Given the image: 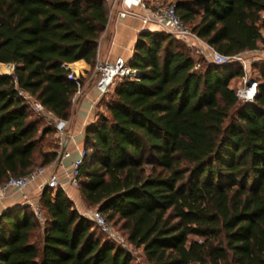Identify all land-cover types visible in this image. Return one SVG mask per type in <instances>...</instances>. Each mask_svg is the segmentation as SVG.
<instances>
[{
    "label": "trees",
    "instance_id": "1",
    "mask_svg": "<svg viewBox=\"0 0 264 264\" xmlns=\"http://www.w3.org/2000/svg\"><path fill=\"white\" fill-rule=\"evenodd\" d=\"M168 1L216 53L264 50V0ZM106 19L102 0H0V64L13 65L0 74V184L56 156L42 149L53 126L39 130L16 90L66 120L64 64H94ZM125 64L136 76L114 80L83 131L81 201L141 250L137 264H264V59L251 102L228 87L238 63L213 64L162 31L138 33ZM37 204L42 223L27 205L0 213V264H131L61 188L42 187Z\"/></svg>",
    "mask_w": 264,
    "mask_h": 264
},
{
    "label": "crops",
    "instance_id": "2",
    "mask_svg": "<svg viewBox=\"0 0 264 264\" xmlns=\"http://www.w3.org/2000/svg\"><path fill=\"white\" fill-rule=\"evenodd\" d=\"M118 11L125 12L126 16L124 18H117L115 14H112L106 19V23L97 40L94 64L89 65L82 60L68 63L69 67L80 80L81 89L79 94H73L71 97L68 117L66 120H63L65 125L62 144L59 149L58 147L56 148L57 156L45 167L44 174L31 182L21 194L12 193L10 190L6 191L4 197L0 199V213L17 206L27 205L29 207V203H37L42 183L51 175L60 183L61 189L71 201L76 211L86 207L81 201L77 189L66 183L65 174L72 160L76 158L77 152L83 149L84 128L93 122L95 112L101 110L98 101L102 94L98 93L94 85L97 76L94 66L102 63H111L116 57H120L126 62L132 54L133 45L138 33L142 31H161L153 24L141 23L142 8L135 4L133 0H119L115 8V12ZM260 16L264 17V12ZM261 35H264V31L261 32ZM196 45L199 47L200 55L208 53V49L205 46L201 44ZM187 48L192 55H199L195 54L191 48ZM250 52L261 53L258 49ZM234 81L233 79L229 82V88H231L230 85ZM51 136L55 139L54 131L51 133ZM63 153L67 155L63 156Z\"/></svg>",
    "mask_w": 264,
    "mask_h": 264
},
{
    "label": "built area",
    "instance_id": "3",
    "mask_svg": "<svg viewBox=\"0 0 264 264\" xmlns=\"http://www.w3.org/2000/svg\"><path fill=\"white\" fill-rule=\"evenodd\" d=\"M107 8V18L112 14H115L117 18H124L126 13L123 11L115 12V8L119 0H102ZM135 4L141 6L142 15L140 18L143 24H153L161 31L172 35L174 38L182 41L187 47L191 48L195 54H199V47L196 44H201L208 49L207 54H201L206 60L212 62L213 64H225L228 62H236L240 65L242 75L240 77L241 84L235 89V96L238 100L242 102H251L255 95V82L250 80H245L247 64L243 60L242 53L235 54L232 56H223L209 47H207L202 41L197 39L189 30L180 22L176 16L173 5L169 3L168 0H133ZM264 39V35H262ZM248 53V52H243ZM65 69L68 70L66 79L72 81L75 86L74 95L79 94L81 89V83L75 72L69 67V64H64ZM196 67V66H195ZM13 67L11 68L12 72ZM94 70L97 72L95 79V87L99 94H103L108 88L112 86L115 79L121 77L134 78L136 76V71L126 66L125 61L120 57H116L111 63H102L100 65H95ZM10 72V73H11ZM9 74V73H8ZM16 93L20 96L29 106L31 111L37 116H42L52 121V126L55 132V143L58 149L62 144V136L64 131L65 122L63 120H52L50 113L44 111L41 105L33 100L25 91L17 89ZM62 154V153H61ZM63 153V156H66ZM57 156V155H56ZM84 156L83 149L77 152V156L69 165L68 170L65 174L66 183L73 187H77L78 179V169L82 163ZM45 167L37 168L29 173L19 176V177H8L2 184H0V199L4 197L6 191H11L12 193L21 194L22 191L33 182L38 176L44 174ZM46 186L48 188L60 187V183L56 178L51 175L48 176L42 183V187ZM29 207L34 215V217L42 223L43 217L39 206L37 203H29ZM77 213L92 222V224L103 234V236L115 243L116 245L124 248L126 241L121 235L114 231L109 224H107L104 218L99 212L94 208L84 207Z\"/></svg>",
    "mask_w": 264,
    "mask_h": 264
},
{
    "label": "rangeland",
    "instance_id": "4",
    "mask_svg": "<svg viewBox=\"0 0 264 264\" xmlns=\"http://www.w3.org/2000/svg\"><path fill=\"white\" fill-rule=\"evenodd\" d=\"M262 18H264V17H262ZM170 36H172V35H170ZM180 42H182V41H180ZM258 50L261 53H252V52H250V53L249 52L248 53H242L243 60L247 64L246 75L244 77L245 80L253 81V79L257 76V72H256L257 70L255 69V67L253 65L256 64L257 61L264 59V50H260V49H258ZM194 56H196V55H194ZM12 66L13 65H10V64L9 65L0 64V74H8V73H10ZM241 81L242 80L240 78L236 79L233 83H231V85H230L231 88H233L235 90L241 84ZM34 116L39 120V123L37 124V128L39 130L42 127H44V126H51L52 125V121L50 119H47V118L41 117V116L38 117L36 115H34ZM55 141H56V139H54L51 136V134L50 135H47L46 137H44V139L42 141V149H45L46 147H48V148L49 147L57 148V145H56ZM112 229L114 231H116L114 228H112ZM117 233L119 235H121L119 232H117ZM96 234L100 235L97 230H96ZM100 237L102 239L104 238L103 235H100ZM123 250H125L126 252H128L130 254V256L132 257L131 264H137V263H141L142 262V253H141V250L139 248H134V247H132L129 244H125Z\"/></svg>",
    "mask_w": 264,
    "mask_h": 264
},
{
    "label": "water",
    "instance_id": "5",
    "mask_svg": "<svg viewBox=\"0 0 264 264\" xmlns=\"http://www.w3.org/2000/svg\"><path fill=\"white\" fill-rule=\"evenodd\" d=\"M13 67V66H12ZM43 187H46V186H43Z\"/></svg>",
    "mask_w": 264,
    "mask_h": 264
}]
</instances>
